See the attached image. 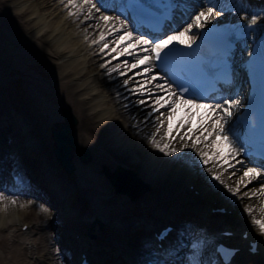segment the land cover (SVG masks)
Here are the masks:
<instances>
[{"label":"bare ground","instance_id":"obj_1","mask_svg":"<svg viewBox=\"0 0 264 264\" xmlns=\"http://www.w3.org/2000/svg\"><path fill=\"white\" fill-rule=\"evenodd\" d=\"M18 1L0 0V6L3 7L0 9V46L5 52L4 61H7L10 68L12 67L15 71L12 73L6 68H3V71L0 68L1 76H9L7 86L0 82V110L5 111L4 113L0 111V115L3 114V117L0 116V153L3 157L0 160V190L7 198L0 199V264H64L65 256H62L64 263L57 261L55 257V245H59L62 252L82 247V251L93 255V264H120L117 262L118 248L123 250L128 260L137 261L138 264H146V262H139L143 255H146V259H151V264H193L194 261L200 262L211 252L213 253L210 249V242L213 243L215 238L240 247L236 258H233L229 264H264V234H261L259 229L251 223V216L246 211V208L252 207V215H255L257 219L261 218L262 214L259 209L264 205V194L253 195V193L264 190V183H259L264 178V172L262 171L260 177L250 180L249 177H244V172L248 167H258L251 165L247 159L239 158L240 155L235 158L229 157L228 162L234 167H228L223 159L214 157L212 155L214 151H219L222 155H227L229 151V146L219 136H207L205 133L207 139L197 143L195 148L185 147V144L192 145L200 132L195 130L198 128L197 121L192 122L191 125L187 124L188 106L182 104L177 105V112L171 124L174 123L175 129H178L180 133L192 128V138L185 136L181 139L177 134L170 136L169 143H167L168 152L172 148L178 149L171 154L160 151L152 144V133H156L155 140L163 145L162 137L166 136L168 131L169 121L166 115L169 109L167 107L160 108L158 112L149 115L155 107L153 99L156 96H164V93L156 89L155 85L163 84L166 79L156 71L154 61L149 73L144 72L148 65L131 67L133 63H136L137 57H143L146 54L139 45L130 49L134 52L132 56L116 55L117 52L120 53L127 47V42L116 43L117 37L123 35V29L119 33L107 35L104 41L92 42L85 50L86 58L82 56L84 61L78 60L72 53L79 51L80 45L74 48L68 43L67 38H63L65 32L71 35L78 29H86V32L82 30V36L86 37L90 33L89 37L94 38L96 27L103 26L104 30L109 32L114 21L110 19L106 23L99 17L102 13L107 15L106 12H109L111 7L102 8L97 0H93V3L100 7V12L93 9L89 17L90 5L87 3H83V8L78 10L68 5V0H38L39 5L37 2L27 0L18 4ZM82 1L77 2L76 0L77 4H81ZM190 2L191 0L179 1L181 7L186 10V16L182 19L184 25L181 26L180 20L176 21L175 27L179 24L181 26L175 29L177 32L183 31L188 24L185 22L190 11L193 10L187 7ZM222 2L228 7L232 4L236 7L231 11H223L216 17L226 16L224 20L233 18L245 22L251 15H259L260 19L257 23L251 25L249 35L264 30V9L262 10L264 0H222ZM208 6L212 5L204 7ZM41 8L50 9L45 12V17L59 10L62 12L59 17H65L64 21L60 24L46 21ZM216 10L220 12L219 7ZM177 11L175 19L179 16ZM70 12L76 14L70 15ZM119 15L116 12L107 16L115 18ZM86 17L89 18L86 19ZM215 20L217 21V18L211 21ZM125 23L128 27L127 22ZM64 25L67 28L74 25V28L72 27L68 32L65 29L64 32ZM168 26L166 24L164 29L168 30ZM194 30L195 28L180 39L189 40L193 37ZM173 31L170 30L166 35L173 34ZM133 34L139 36L136 33ZM82 36L81 38L77 36V39L80 38L81 41ZM105 43L108 45L107 48L104 47ZM46 45H50L51 52L45 50ZM38 52L46 56L42 60L53 66L55 75H50L47 70L38 66L35 56ZM243 54L242 49L235 51L232 60L235 68L232 84L224 86L219 93L211 96L216 97L215 99L204 101L203 104L220 103L219 97L221 96L229 100L237 99L240 102L238 86L241 81V71L237 63ZM10 58H15L16 61L10 62ZM105 61L108 63L102 64ZM27 65L29 67L32 65L31 71L38 72L37 74L41 75L42 79L24 75L23 72L26 71ZM112 65H115L114 68L119 67V70L110 71ZM151 76H157V79L149 82ZM126 80L127 84L124 83ZM11 84L14 87H11ZM141 86L145 89H152L151 94L148 91L143 94L136 92V88ZM141 100L145 103H139ZM102 103L112 105L108 114L98 107L103 105ZM63 108L69 109L76 117L77 124L72 136L77 146H85L90 151V160L87 161L80 159L77 149H72L71 160L74 167L71 172L62 168L57 162L50 135V129L62 120L60 110ZM197 111L191 112L199 119L201 114L207 112V109ZM161 113H164L166 117ZM211 115L214 116L215 113ZM181 117L185 118L183 127L179 125ZM121 121L122 124L126 123L122 134L118 133L121 125L118 123ZM160 121H163V124H160ZM20 123L21 125L24 123V132L19 127ZM133 126L138 129L142 128V130L135 131ZM157 127H159V132H157ZM205 127H207V122ZM12 128L13 130H10ZM228 128L229 124H226L225 129ZM228 136L235 142L236 147L241 148L234 132L229 131ZM23 140L26 141L23 143ZM120 140L122 142L118 144ZM213 140L215 143H212ZM140 144H143L147 150L139 149ZM22 147V150L25 149L27 153L20 152ZM201 151L208 153L209 163L214 162L212 171H208L207 174L208 181H203L204 184L198 180L201 172L197 168L192 169L193 166L197 167L198 161L201 160L199 155ZM7 158L9 168L12 167V163H17L18 168L21 166L20 169L24 171V179L27 182L26 187L4 181L2 174L7 175L8 172L6 171ZM159 160L166 162L160 164L164 168L162 174L159 172L157 174L153 170ZM237 160L243 163H236ZM105 164L108 166L109 173L115 170V166L128 167L136 170L137 175L148 181L150 189L145 194L147 203L139 206L132 203L120 209L117 205H113L112 201L117 193H110V197L105 193L102 200L109 203V206H105L103 212L100 213L94 197L104 191H113L110 187V184H113L110 177L105 170L101 169ZM169 172L172 174L168 175ZM212 173L220 175L223 183L213 179ZM60 177L65 182H59ZM4 184L5 188H3ZM113 189L115 190L116 187L114 186ZM229 189H238V191L233 192ZM123 195L129 196L127 193ZM12 200L16 201L14 216L10 207ZM63 200L77 204L73 214L69 210L70 207L63 206ZM126 200L128 197L119 203H124ZM21 204L24 207H21ZM221 204H226L225 207L230 208V212L210 211V207ZM41 206L46 211L42 210ZM81 209H86L85 211L90 213L80 214ZM55 211L61 212L64 218L63 226L66 227V229L55 227L56 240L52 236L53 232L51 233L54 228L51 220L55 217ZM137 214L144 216L145 219L141 221L132 216ZM29 215H34L36 219L30 225L29 219L27 220ZM6 216L13 217L9 225H7ZM87 216H95V219L104 221L102 222L104 226L101 227L96 225L97 222L94 224L96 225L93 229L94 237H89L84 232L91 223L87 221ZM129 216H131V221L128 222L125 218ZM80 217L85 219L84 224L80 221ZM164 219L174 223L175 229L173 239L168 238V242L164 245L166 249L157 250L165 256V259H160L151 249V240L143 238L142 235L137 236L136 233L141 234L151 230L145 224L156 226ZM14 220L21 221L20 226L26 224V229L11 228L12 231H2L8 230L15 224ZM118 220L121 224L119 228L116 225ZM45 221L49 233H45V230L41 231ZM30 227L36 230L30 233ZM114 227L122 231L120 235L115 233ZM67 228L70 229H68L69 232ZM127 228L128 233L125 232ZM225 228L232 230V236L226 237L219 234V230ZM243 230L247 231V239L240 236ZM26 234H34V236L20 241L18 235ZM249 238L256 239L258 243L257 252L254 254L246 250L245 242ZM42 242H44L43 246ZM45 254L49 258V261H45L46 263L43 259ZM69 263L73 264L71 260Z\"/></svg>","mask_w":264,"mask_h":264},{"label":"snow or ice","instance_id":"obj_2","mask_svg":"<svg viewBox=\"0 0 264 264\" xmlns=\"http://www.w3.org/2000/svg\"><path fill=\"white\" fill-rule=\"evenodd\" d=\"M84 3H87L90 5L89 7V17L92 15V10L95 9L97 12H100V7H97L96 3H93V0H84ZM212 5L208 7H201L200 10L196 12L194 16L191 17V23H188L187 26L183 29V31H173V34L171 35H164L163 33L159 35H154L153 40L146 39L144 36H134L133 32H131L125 21L121 20L119 17L110 18L107 15H104L103 13L100 15L99 19L102 21H105L106 23L112 19L114 21L113 25L110 28V31L107 33V35H112L114 33H119L121 29H123L124 34L120 35L116 39V43L120 44L123 42H127V47H125L119 54H127L129 56L134 55V52L131 51V48H135L137 45L141 47V50L146 53L143 57H137L136 63H133L131 65L132 68H136L139 65H148L144 69L145 73H149L152 70V62L153 61H159V67L162 70H166L171 62V58L173 53L176 51L175 43L179 44H185L187 48L192 47V42L194 38H190L188 41H185L183 39H180L181 37H184L186 34L190 33L193 28L196 29H203L205 28V25L208 24L212 19L215 18L216 15L221 14L223 11H231L233 8L236 7L235 4H232L231 7L226 6L225 3L222 2V0H202V5ZM68 5H70L73 8H76L78 10H81L83 8V4H77L76 0H68ZM67 6V5H66ZM101 7L107 8V5L104 3V0H101ZM126 7L132 10H141L144 12L150 11V6L143 2V0H136L135 3L129 4L127 3ZM167 7H172V5H167ZM217 7L220 8V12H217ZM70 15H75L76 13L70 12ZM89 17H86L89 18ZM167 19V16L164 17ZM260 19L259 15H251L249 19L245 21L243 24L237 25L239 29H241L243 35H247L246 31H243L245 29H250L251 25H255L257 23V20ZM203 35V33H201ZM106 33L101 32L99 40H94L93 43H99L100 41L105 40ZM147 45L148 47H143ZM171 46V47H170ZM105 48L108 47L107 43L104 45ZM167 50V51H166ZM103 51V49H101ZM113 51H116V49H113ZM127 64V62H125ZM119 70V67L112 68L110 71L116 72ZM167 75L169 76V79L172 80V83H168L167 80L164 81L163 84H156L155 88L159 89L164 93V96H156L153 99V104L155 107L152 108V111L149 113L151 115L153 112H158L160 108L167 107L169 109V114L167 116V120L169 121L168 124V132L170 133L172 130L171 120L173 116L177 112V105L182 104L185 106H188V116H187V124H192V115H194L191 112L192 107H195L197 109L200 108H206L207 112L201 114L200 118L197 120L198 128L195 129L196 131L200 132V135L195 138L192 145L185 144V147H193L195 148L197 143L202 142V140H206L207 136H219L221 137L229 146V151L227 155H222L219 151H214L212 155L216 157L217 159H223L224 163L228 164V167H234L233 164L228 162V158L232 157L235 158L240 155L241 151L243 149L238 148L235 146V142L230 139L228 136V132L232 131L231 128L225 129V125L229 123L231 117L234 114V109H236L239 106V100L237 99H225L223 96L219 97L220 103L210 104L206 105L203 103H197V100H205V99H215L216 97L211 96H204V95H198V89L196 85L187 78H182L181 76H178L175 72H168ZM157 76H151L149 78V82L152 80H156ZM161 79H163L161 77ZM127 80L124 82L127 84ZM173 84L176 85V87H173ZM136 92H139L143 94L145 91H148L150 94L152 92V89H145L144 87H137ZM186 95H193L195 96V100H189L186 99ZM139 103L144 104L145 101L141 100ZM212 113H215V115H211ZM163 115V113H161ZM157 120H159V117H157ZM207 122V127H205V123ZM160 124H163V121H160ZM185 124V118L181 117L179 121L180 127H183ZM193 129L189 128L187 132L184 133V136L181 137V139H184V137H188L191 139V133ZM157 132H159V127H157ZM207 133V136L204 134ZM156 133L151 134V142L152 144L158 148L162 152H166L167 154L174 153L178 151L176 148H172L170 152H168V144L165 143L163 146L159 142L155 140ZM212 143H215V140L212 141ZM201 161L203 164L207 165L209 163L208 153H205L201 151L199 153ZM236 163H243L242 161L237 160ZM209 172H211V169H208ZM262 171L264 169L261 168H253L248 167L247 170L244 172V177H249L250 180H254L257 177H260L262 174ZM213 179L220 181L221 180L220 175L216 173H212ZM243 180V177L241 178ZM229 191H238V189H229ZM257 194H264V190H258L257 192H254L253 195ZM0 199H7L3 196L2 193H0ZM11 203L15 204L16 201L12 200ZM31 203V202H29ZM21 207H24L23 204L20 205ZM42 210L46 211V209H43V206H41ZM246 211L251 216V223L256 226L261 234H264V205H262L259 209L261 212V218L257 219L255 215H252L253 208L248 207L246 208ZM218 252H220L224 257V264H229L230 261V255L229 253L231 250L224 248L223 245H221L218 249ZM193 264H200L199 261H194Z\"/></svg>","mask_w":264,"mask_h":264},{"label":"rangeland","instance_id":"obj_3","mask_svg":"<svg viewBox=\"0 0 264 264\" xmlns=\"http://www.w3.org/2000/svg\"><path fill=\"white\" fill-rule=\"evenodd\" d=\"M1 1H3V0H1ZM25 0H19L17 3L19 4V3H22V2H24ZM28 2H30V1H32V2H37V5H39V3H38V0H27ZM79 0H77V2H78ZM81 4H83L84 3V0L82 1V2H80ZM27 4V3H26ZM204 6H206V4H203L202 5V0H191V2L189 3V6H187V7H191V8H193V10H191L190 12L191 13H189V17L187 18V20H186V22L185 23H189V22H191V17L192 16H194L195 14H196V12L198 11V10H200V8L201 7H204ZM3 7H1L0 6V9H2ZM42 9V11L41 12H43L42 14H43V18L45 17V15H46V13L45 12H47V11H50V9L49 10H43L44 8H41ZM263 9H264V7H263ZM179 11V10H178ZM61 13L62 12H59V10L58 11H56L55 13H53L52 15H47V17H45V20L46 21H52V23H62L63 21H64V18L65 17H59V15H61ZM107 13V15H110L111 13L112 14H115V12L114 11H112V10H109V12H106ZM55 14H57V16L55 15ZM229 16H230V14H229ZM119 17L122 19V20H124L123 19V17L121 16V15H119ZM215 18H217V20H223V19H225L226 18V16L225 17H216L215 16ZM125 21V20H124ZM182 25H184V20L183 21H181V26ZM74 25H71V26H69L68 28H67V26L66 25H64L63 26V31L65 32V29H66V31L68 32L69 31V29H72V27H73ZM181 26H179V28L181 27ZM3 28V27H2ZM74 28V27H73ZM129 29V28H128ZM178 29V28H177ZM75 30H77V28L75 29ZM84 32H86V29L84 30V29H78L75 33H73V34H71V35H68V33H64V36H63V38L64 39H66V40H68V43L70 44V45H73V47L75 48V47H77L78 45H80V47H81V49H79V51H71L74 55H76V57H77V59L78 60H80V61H82L84 58L83 57H85L86 58V55H85V50L92 44V42H93V40H99V37H100V33L103 31V32H105L106 33V36H107V33H108V31H105L104 30V28H103V26H101L100 28H95V38L94 37H89V35H90V33H88V35L85 37V36H82L81 34H83V31ZM130 30V29H129ZM194 33V32H193ZM192 33V34H193ZM122 34H124V32L122 33ZM82 36V39H81V41H80V38H81V36ZM77 36L78 37H80L79 39H77ZM105 36V37H106ZM147 39V38H146ZM88 40V41H87ZM46 47V49L45 50H47V51H50V45H46L45 46ZM51 52V51H50ZM117 54H119V52H117L116 53V55ZM36 58H37V60H38V66L39 67H41V68H43V69H45V70H47L48 72H49V74L50 75H55V69L53 68V66L52 65H49V64H47L46 62H45V60H42V59H44V58H46V56L43 54H41V53H37L36 55ZM83 56V57H82ZM5 57V52L3 51V47L2 46H0V68L2 69V71H3V68H6L7 69V71H11L12 73H15V71H14V69H12V67L10 68V65H8V62L7 61H4L5 59H3ZM51 57L52 58H54V56L53 55H51ZM75 57V56H74ZM82 58V59H81ZM85 60V59H84ZM83 60V61H84ZM9 61L10 62H12V63H14V61H16V59L15 58H10L9 59ZM113 62V61H112ZM111 62V63H112ZM3 63H5L4 65H3ZM106 63H108V61H105V62H103L102 64H106ZM115 67V65H112L110 68L112 69V68H114ZM33 69V67H32V65H30V67L27 65V67L25 68V72H23L24 73V75H26V76H31V77H33L34 79H42V77H41V75H39V74H37L38 72H33V71H31ZM14 71V72H13ZM18 72V71H17ZM30 73V74H29ZM13 76V75H12ZM8 78H9V76H6V77H4V76H1L0 75V82L1 83H3L2 85H5V86H7V82H8ZM0 86H1V84H0ZM11 87H14V85H12L11 84ZM104 98V97H103ZM103 98H102V100H103ZM101 100V99H100ZM197 103H203V102H197ZM103 105H101V106H98V107H101L102 108V111L103 110H105V112H106V114H108L110 111H111V109H112V105L111 104H106V103H102ZM110 107H111V109H110ZM201 109H203V108H200V109H197V108H195V107H192V109H191V111H197V112H201ZM1 112H5V111H2V110H0ZM61 111V110H60ZM61 113H62V111H61ZM106 114H104V115H106ZM168 114H169V111H168ZM168 114L166 115V116H168ZM182 114H183V112H182ZM163 115H164V117H166L165 116V114L163 113ZM1 117H3V114H1L0 115ZM197 119H198V117L196 116V115H194L193 116V118H192V122L193 123H196V121H197ZM61 121H64V118H63V114H62V120ZM22 123V122H21ZM21 123H20V128L22 129V131L24 132L25 130H24V126H23V124L21 125ZM77 124V123H76ZM76 124L73 126V129H72V135H73V131L75 130V127H76ZM121 124V125H120ZM118 125H120V129H119V132L118 133H120V134H122L124 131H125V125H126V123L124 124H122V121L120 122V123H118ZM172 125V130H171V132L169 133L168 131L166 132V136H163L162 138H163V145L165 144V143H169V137L170 136H174V135H180V137H182L183 135H184V133L185 132H182V133H180L179 132V130L178 129H175V126L176 125H174V123H172L171 124ZM13 127V126H12ZM134 127V130L135 131H137V130H142V128H140V129H138V128H135V126H133ZM132 127V128H133ZM14 128V127H13ZM13 128L12 129H10V130H13ZM174 131V132H173ZM172 132H173V134H172ZM1 133H4V132H1ZM115 134V133H114ZM74 137V136H73ZM122 142V140H120L119 142H118V144L119 143H121ZM163 145H161V146H163ZM140 148L139 149H142V150H144V151H146L147 150V148L145 147V146H143V144H140V146H139ZM1 149V148H0ZM23 149V147L21 148V150H20V152H22V153H27V151L24 149V150H22ZM158 149V148H157ZM90 152V151H89ZM146 153V152H145ZM147 155H148V152H147ZM0 156H1V153H0ZM210 157V156H209ZM240 157H242L241 156V154H240V156H239V158ZM149 158V157H148ZM1 159H3V157L1 156L0 157V160ZM81 159V158H80ZM212 159V158H211ZM244 159H247V158H244ZM90 160V159H89ZM89 160H87V161H89ZM220 161V160H219ZM247 161H248V159H247ZM166 162H162V160H159L158 161V165H156V168L155 169H153L154 170V172L155 173H157L158 174V172H159V174H162L163 173V165L162 166H160V164H165ZM213 163L214 162H210L209 164H207V165H205V164H203L202 163V161L201 160H199L198 161V164H197V167L196 166H193L192 167V169H194L195 170V168H197V170H199L201 173V176H200V179H198L199 181H201L202 182V184H204L203 183V181H208V177H207V174H208V169H212L213 168ZM7 164H9V162H8V158H7V162H6V167L8 166ZM205 166V167H204ZM116 167V166H115ZM204 167V168H203ZM104 168H106L107 170H108V166L105 164V165H103L102 166V168L101 169H103V170H105ZM126 169H130V168H126ZM167 169V168H166ZM113 170V169H112ZM111 170V171H112ZM136 171V170H135ZM193 172V171H192ZM170 174H172L171 172H169L168 173V175H170ZM264 174V173H263ZM59 182H65V180H63L62 179V177H60L59 179ZM142 180L143 181H145V183L147 184V187H146V189L138 196V197H136V198H134V199H130L127 195L125 196V195H123L124 193H120V192H116L117 193V196H113V198H115L114 200H112L114 203H113V205H117L120 209H121V207H124V206H126V205H128V204H132V203H134L136 206H139V205H141V203L142 202H145V200L147 199L146 197H145V194L148 192V190L150 189V184L148 183V181H146V180H144L143 178H142ZM259 183H264V178H262V180L261 181H259ZM113 185V184H112ZM112 185L110 184V187L112 188V190L113 191H104V192H102V194L100 193L98 196H96V197H94V202H96L97 203V205H98V207L100 208V213L101 212H103V209H104V207L105 206H109V203H106V201H104V200H102V197H104L106 194L105 193H107V194H109V197L111 196V194L110 193H112V192H115V190L113 189V187H114V185H113V187H112ZM192 186V185H191ZM205 186H207L206 184H205ZM109 188V187H108ZM2 192V190H0V193ZM126 197H128V200H126V202H124V203H119L120 201H122V199H124V198H126ZM116 200V201H115ZM63 202H64V204H63V206H65L66 208H69V210L72 212V214L74 213V211H76V206L75 205H77V204H72L71 202H69V201H65V200H63ZM147 203V202H146ZM144 205H145V203H144ZM79 206V205H78ZM11 213L13 214V216H14V214H15V207H14V204L13 203H11ZM86 210V209H85ZM84 209H81V211H79L80 212V214H89L90 212H88V211H85ZM234 211L236 212V210L234 209ZM0 212H1V210H0ZM77 215H79V214H77ZM76 215V216H77ZM54 216L55 217H53L52 218V220H51V223H52V226L54 227L53 228V231H51V233H52V236L53 237H55V240H56V233H55V231L54 230H56V228L55 227H59V229H60V227H62L61 229H66V227H64L63 226V216H61V212H58V211H55V213H54ZM76 216H75V218H76ZM133 217L135 216V215H132ZM6 219H7V225H9L8 223H10L9 221H12V219H13V217L11 218L10 216L8 217V216H6L5 217ZM32 218V219H31ZM135 218V217H134ZM29 219V220H28ZM82 219H84L83 217H80V221L82 220ZM116 219H117V217H116ZM125 219H127L128 220V222L129 221H131V216H129V218H125ZM27 220L29 221V225L31 224V223H33L36 219H35V217H34V215H29L28 216V218H27ZM133 220V219H132ZM85 221V220H84ZM84 221H81L82 222V224H84L85 222ZM119 221V220H118ZM165 221H167L166 219H164V220H161V224L163 223V222H165ZM14 222H16L15 224H13L8 230H2V231H4V232H7V231H12V229L14 228V229H20V222L21 221H16V220H14ZM44 224H43V228L41 229V231L43 232L44 230H45V233H49L48 231H49V229H48V227H47V223H46V221L45 222H43ZM107 224H108V221L106 222ZM106 224V225H107ZM46 225V226H45ZM103 226H104V224H103ZM7 228H8V226H7ZM12 228V229H11ZM69 228H67V231L69 232V230H68ZM115 231H118V229H116L115 227L113 228ZM30 233H33L36 229L35 228H33V227H30ZM120 231V230H119ZM128 231H129V229L127 228L126 229V233H128ZM16 232V231H15ZM19 232V231H18ZM71 232H73V231H71ZM122 231H120V233H121ZM209 233V232H208ZM208 233H206V234H208ZM137 234V236H140L139 235V233H136ZM120 235V234H119ZM34 236V234H30V235H18V238H20V241H23V239H27V237H28V239H30L31 237H33ZM204 236V235H203ZM205 237H207V235H205ZM15 239V238H14ZM139 239H141L140 237H139ZM24 244V243H23ZM23 244H22V246H23ZM43 244H44V242H42V246H43ZM208 246H209V244H208ZM55 257H56V259H57V261H61V262H63L62 261V254H61V247H59V245H55ZM66 251V250H65ZM73 253H75V249L74 250H67L66 251V261H65V263L64 264H66V262L68 261V260H71V257L73 256ZM43 259H44V262L47 260V261H49L48 259V256H46V254H45V258L43 257ZM46 263V262H45ZM40 264H42V263H40ZM56 264H60V263H56Z\"/></svg>","mask_w":264,"mask_h":264},{"label":"water","instance_id":"obj_4","mask_svg":"<svg viewBox=\"0 0 264 264\" xmlns=\"http://www.w3.org/2000/svg\"><path fill=\"white\" fill-rule=\"evenodd\" d=\"M61 111L64 121H60L55 127H52L50 129V135L53 141V153L57 162L62 168L71 172L74 167L71 160L72 149H77L82 160H88L90 158V152L85 146H77L72 136L73 126L77 122L74 114L67 108H63ZM24 141L26 140H23V143ZM105 172L110 177L113 185L116 187V191H120V193H127L131 198L137 197L146 189L147 184L142 181L131 169L116 166L113 172L109 173L106 168ZM90 222L91 223L87 226V235L89 237H94V233L92 232L95 226L94 224L97 222V224L101 227L103 223L95 218H93ZM60 252L62 256H66L65 251L62 252V248ZM87 260H89V256H87ZM67 263L71 264L69 263V260Z\"/></svg>","mask_w":264,"mask_h":264}]
</instances>
